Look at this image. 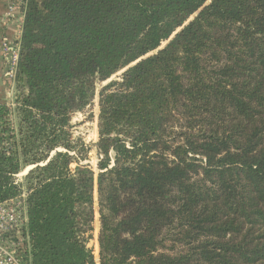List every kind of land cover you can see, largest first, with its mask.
I'll use <instances>...</instances> for the list:
<instances>
[{"label": "trees", "instance_id": "1", "mask_svg": "<svg viewBox=\"0 0 264 264\" xmlns=\"http://www.w3.org/2000/svg\"><path fill=\"white\" fill-rule=\"evenodd\" d=\"M21 2L0 203L30 264H264V0Z\"/></svg>", "mask_w": 264, "mask_h": 264}, {"label": "built area", "instance_id": "2", "mask_svg": "<svg viewBox=\"0 0 264 264\" xmlns=\"http://www.w3.org/2000/svg\"><path fill=\"white\" fill-rule=\"evenodd\" d=\"M13 4L8 3V14ZM24 20V19H23ZM23 25V21H22ZM21 34L14 40L1 42L2 55L6 64L7 90L13 103L16 77L21 49ZM27 169L17 175L22 180ZM25 194L22 196L24 197ZM22 197L0 203V264H30V246L28 238L22 233L27 222L26 209Z\"/></svg>", "mask_w": 264, "mask_h": 264}, {"label": "rangeland", "instance_id": "3", "mask_svg": "<svg viewBox=\"0 0 264 264\" xmlns=\"http://www.w3.org/2000/svg\"><path fill=\"white\" fill-rule=\"evenodd\" d=\"M119 75V73H118ZM98 114L99 105L98 98L94 100V103L88 107L83 112L76 113L73 118V132L76 138H82L87 144L90 145L91 151L87 159L83 163L90 165L95 171H97V163L99 159V154L96 150V143L98 141ZM73 167L76 164L72 165ZM26 173V172H24ZM95 198L97 201V192L95 193ZM97 207V203H96ZM99 234V217L96 216L94 238L90 242V246L94 247V252L97 261H99V248L97 245V238Z\"/></svg>", "mask_w": 264, "mask_h": 264}, {"label": "crops", "instance_id": "4", "mask_svg": "<svg viewBox=\"0 0 264 264\" xmlns=\"http://www.w3.org/2000/svg\"><path fill=\"white\" fill-rule=\"evenodd\" d=\"M13 4V11L8 14V3ZM21 0H0V102L10 103L7 90L6 64L2 55L1 42L4 39L14 40L22 33L24 12Z\"/></svg>", "mask_w": 264, "mask_h": 264}]
</instances>
